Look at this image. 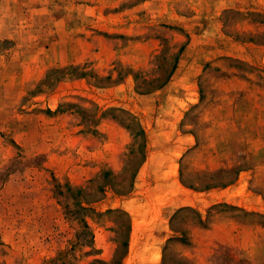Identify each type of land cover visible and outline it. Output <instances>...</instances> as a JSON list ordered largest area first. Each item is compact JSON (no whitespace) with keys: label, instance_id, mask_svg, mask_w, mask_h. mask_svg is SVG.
I'll return each instance as SVG.
<instances>
[{"label":"rangeland","instance_id":"obj_1","mask_svg":"<svg viewBox=\"0 0 264 264\" xmlns=\"http://www.w3.org/2000/svg\"><path fill=\"white\" fill-rule=\"evenodd\" d=\"M124 254L264 264V0H0V264Z\"/></svg>","mask_w":264,"mask_h":264},{"label":"trees","instance_id":"obj_2","mask_svg":"<svg viewBox=\"0 0 264 264\" xmlns=\"http://www.w3.org/2000/svg\"><path fill=\"white\" fill-rule=\"evenodd\" d=\"M81 209L83 210L84 208H81ZM66 212L69 215L73 214V211L68 209V208H67ZM124 257H125V254L122 255V257L120 259L113 258L109 263H104V262H101V261H95V263L96 264H122V260H123Z\"/></svg>","mask_w":264,"mask_h":264}]
</instances>
